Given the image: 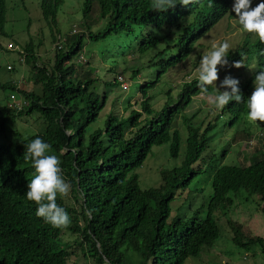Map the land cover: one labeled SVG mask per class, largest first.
Listing matches in <instances>:
<instances>
[{
	"label": "trees",
	"instance_id": "1",
	"mask_svg": "<svg viewBox=\"0 0 264 264\" xmlns=\"http://www.w3.org/2000/svg\"><path fill=\"white\" fill-rule=\"evenodd\" d=\"M176 2L175 9L156 12L151 7L152 0H85V22L81 25L87 32L71 34L63 43L57 26L63 0H41V14L51 27L52 42L62 43L56 48L53 66L39 65L35 45L30 41L19 54L32 66L29 74L33 75L30 80L34 91L19 89L15 80H0V92L7 94V101H0V264H77L73 259L80 255L86 264H187L191 258L213 249L220 238L221 230L213 217L216 211L234 205L231 193L245 191L249 197L257 196L264 202L263 149L251 155L248 166H218V154L211 146L219 120H225L223 130L238 124L246 126L249 87H240L244 97L241 103L230 102L213 121L199 125L193 123L196 114L191 118L184 114L201 96L198 77L185 82L176 102L166 104L159 112L149 103V91L169 69L192 55L194 44L208 27L231 14L233 4V0H199L184 7L180 0ZM96 4L99 19L106 21L105 29L98 33L92 31ZM7 13V0H0V36L4 38L9 37L5 31ZM112 36H123L137 44L131 53L140 55L164 43L163 50L149 61V66L159 65L160 70L156 80L140 87V110L129 105L127 112L132 109L127 117L110 113L104 127L90 130L107 106L110 89L121 83L118 79L122 76L113 81L114 86L105 82L100 92L99 79L90 77V70L74 60L80 59L85 38L96 43ZM122 46L116 44L117 54L121 55ZM0 49H5L1 42ZM259 51V45H255L249 53ZM107 52L110 51L102 48L103 58ZM234 57L231 49L228 64ZM139 73L134 71L133 77ZM209 93L214 96L216 91L210 87ZM16 99L25 102L22 109L17 108ZM182 114L188 136L181 165L163 170L159 187L142 189L136 171L155 146L171 142V156L179 157L181 133L174 126ZM34 115L39 116L42 131H12L13 125ZM37 136L52 145L51 154L60 158L63 175L72 185L68 197H57V204L71 218L67 229H55L38 218L36 205L25 196L35 170L24 154L27 144ZM227 155L228 149L222 151L221 160ZM204 166L209 167L213 188L208 215L171 218L172 202L205 173ZM227 225L230 239L239 250L246 255L260 251L264 256L263 237L246 235L236 221L229 220ZM68 232L77 236L73 243L64 239ZM215 262L212 264H230Z\"/></svg>",
	"mask_w": 264,
	"mask_h": 264
},
{
	"label": "rangeland",
	"instance_id": "2",
	"mask_svg": "<svg viewBox=\"0 0 264 264\" xmlns=\"http://www.w3.org/2000/svg\"><path fill=\"white\" fill-rule=\"evenodd\" d=\"M84 1L63 0V5L57 17V26L62 37L60 41L63 43L71 34L87 32L86 27L81 25L85 22L83 16ZM40 2L41 0H7L8 13L5 31L9 34V37L4 38L0 36V42L5 45V49H0V80L3 82L10 79L15 80L16 82L14 83L17 84L18 88L27 92L34 91L35 85L30 80L33 75L29 74L30 70L32 71V66L26 62V59L22 60L19 54V52L24 51L22 50L23 46L33 41L39 57V65L50 68L54 64L56 48L62 44L61 42H52L51 27L42 17ZM256 2L257 0H254L253 6H255ZM98 14L99 6L96 4L92 12V17H94L92 31L94 33L103 31L106 26V21L100 20ZM243 35L244 33L240 31L234 17L232 19L226 17L218 23L200 40L194 48L192 55L184 63L169 69L161 77L158 84L149 91L148 96L151 98L149 103L152 109L159 112L166 104L176 102L179 88L185 82L198 77V73L195 70L199 66L200 58L211 51L214 43L226 40L233 47ZM122 37L112 36L96 43L85 38L81 57L78 60V57L74 60L76 64L78 63L84 69L90 70V77H97L99 79L97 85L100 92L104 90L103 85L105 82H110L113 85V81L118 79V76L121 75L123 77L122 84L119 83L118 86L110 89L107 106L101 112L99 120L91 126L90 130L104 127L110 113L120 117H127L132 108L140 110L141 105L138 104L142 100L140 87L146 82L156 80L158 77L160 66H149V61L155 54L163 50V47H165L164 43L140 55L131 53L134 51V48H138L137 44H131L127 38ZM132 39L130 37V40ZM116 44L123 45L124 50L120 52L121 55L117 54L115 50ZM102 48L104 50L107 48L110 51L107 52L105 58L100 53ZM100 57L104 60L102 61ZM10 67H12V70ZM14 68L16 72H13ZM137 70L140 73L133 77L134 71ZM121 72L124 73L120 74ZM228 72L227 66L220 70L219 80L216 82L218 88L224 77L231 75ZM231 76L241 79L238 74ZM220 91H224V89H220ZM168 92H171V94L169 95ZM0 101H7L6 93L0 92ZM129 105L132 108L130 107L127 112L126 107ZM221 113L222 109H217L209 96H199L193 100L184 114L189 118L196 114L197 116H195L193 123L199 125L203 122L213 121ZM184 114L177 118V123L174 126L181 133V152L179 157L175 159L171 156V142L155 146L150 156L144 161L143 166L136 171L139 175V184L142 189L159 187L162 184L161 172L181 165L185 156L186 139L188 136L183 125L184 117L182 116H185ZM223 117L227 119L228 115L224 114ZM224 121V119L219 120V128L212 135L214 137L211 140L212 150L217 152V160L220 161V165L218 166L250 165L251 155L262 149L264 151V136L262 135L258 140H253V135L247 134L249 132V120L246 126L238 124L223 130ZM18 126L13 125L12 131L27 129L26 131L32 134L43 130V125L41 120L39 121L38 115H34L27 120L23 118L18 122ZM244 127H246V131L243 130ZM256 127L257 129H261L262 125ZM205 128L206 126L203 127V129ZM226 149L229 151L228 155L225 159L221 160V152ZM217 160L215 159V161ZM206 166H204L205 173L200 175L188 190L181 192L180 196L172 202L171 218H175L176 216L185 217V219L192 218L193 216L204 218L208 215L213 188L212 178L209 176L210 170ZM230 197L234 199V205L227 208V210L220 209L214 213L213 218H215L221 230V236L216 241L213 249L206 250L197 258H191L187 264H212L213 261L219 263L220 260H222V263L229 261L230 264H264V256H261L259 250V252L246 255L244 251L239 250L233 244L230 239L231 232L227 225L229 220L236 221L243 226V231L246 235L264 238V213L262 212L264 202L257 196L249 197L245 191L238 194L231 193ZM171 218L169 219L170 221ZM76 238L77 236L69 232L64 234V239L67 242L73 243ZM73 260L77 261V264H86L81 255Z\"/></svg>",
	"mask_w": 264,
	"mask_h": 264
},
{
	"label": "clouds",
	"instance_id": "3",
	"mask_svg": "<svg viewBox=\"0 0 264 264\" xmlns=\"http://www.w3.org/2000/svg\"><path fill=\"white\" fill-rule=\"evenodd\" d=\"M198 2L199 0H180L179 4L187 7ZM253 2L254 0H233L231 14H227L211 28L208 27V31L200 40L226 17L231 19L234 17L244 35L233 47L226 40L214 43L211 51L201 56L195 71L198 73L200 95L209 96L217 109H223L233 101L241 103L244 97L240 87H249L250 97L245 102L248 109L247 119L250 122L247 134H252L253 140H258L262 135L264 136V66L261 65V59H264V0H257L255 6ZM176 6V0H152L151 4L156 12H167L169 9H175ZM247 35L250 37L246 38ZM258 41L260 44L257 43ZM197 44L194 46L196 47ZM255 45H259L260 51L257 54L249 53ZM231 49L235 51V57L228 64ZM226 66L229 74H238L241 79L227 75L218 88L216 82L219 80V69ZM120 78L123 79L119 77V81ZM210 87L216 91L214 96H210ZM16 102L17 108L22 109L21 106L25 102H18V99ZM260 125L262 128L257 129L256 126L260 127ZM51 153L52 145L39 136L27 144L25 159L31 161L35 171L33 178L27 184L25 196L27 201L36 205L35 215L38 218H42L55 229H67L71 224V218L65 208L57 204V197L58 195L60 198L68 197L72 185L63 175L62 161Z\"/></svg>",
	"mask_w": 264,
	"mask_h": 264
},
{
	"label": "built area",
	"instance_id": "4",
	"mask_svg": "<svg viewBox=\"0 0 264 264\" xmlns=\"http://www.w3.org/2000/svg\"><path fill=\"white\" fill-rule=\"evenodd\" d=\"M61 47V46H60ZM120 81H123V79L122 78H120Z\"/></svg>",
	"mask_w": 264,
	"mask_h": 264
}]
</instances>
